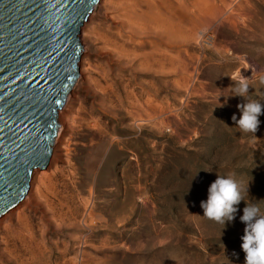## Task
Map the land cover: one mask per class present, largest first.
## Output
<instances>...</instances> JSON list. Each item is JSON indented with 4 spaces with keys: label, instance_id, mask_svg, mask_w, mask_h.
Here are the masks:
<instances>
[{
    "label": "rangeland",
    "instance_id": "rangeland-1",
    "mask_svg": "<svg viewBox=\"0 0 264 264\" xmlns=\"http://www.w3.org/2000/svg\"><path fill=\"white\" fill-rule=\"evenodd\" d=\"M104 1L88 15L65 151L52 150L67 155L4 214L0 264H244L245 201L225 225L201 201L219 175L248 185L245 200L264 210V115L256 133L239 129L246 100L231 78L247 77L248 99L264 103V0H206L185 22L186 58L167 47L185 61L172 71L154 65L149 29L177 1L134 0V21Z\"/></svg>",
    "mask_w": 264,
    "mask_h": 264
},
{
    "label": "water",
    "instance_id": "water-1",
    "mask_svg": "<svg viewBox=\"0 0 264 264\" xmlns=\"http://www.w3.org/2000/svg\"><path fill=\"white\" fill-rule=\"evenodd\" d=\"M97 0H0V214L48 165Z\"/></svg>",
    "mask_w": 264,
    "mask_h": 264
},
{
    "label": "clouds",
    "instance_id": "clouds-1",
    "mask_svg": "<svg viewBox=\"0 0 264 264\" xmlns=\"http://www.w3.org/2000/svg\"><path fill=\"white\" fill-rule=\"evenodd\" d=\"M234 81L232 89L234 95L245 98L246 103L238 104L241 116L237 120L235 114L232 120L242 132L256 133L261 123L259 117L264 115V103L259 100L248 99L249 80L241 75L231 77ZM264 83V77H261ZM207 199L201 201L203 216L219 224L233 221L237 212V205L243 200L246 206L240 216L245 224L244 234L241 237V248L245 253L244 264H264V210L258 203L245 200L248 185L245 186L231 177L217 175L207 190Z\"/></svg>",
    "mask_w": 264,
    "mask_h": 264
},
{
    "label": "bare ground",
    "instance_id": "bare-ground-1",
    "mask_svg": "<svg viewBox=\"0 0 264 264\" xmlns=\"http://www.w3.org/2000/svg\"><path fill=\"white\" fill-rule=\"evenodd\" d=\"M176 1H177L176 3L179 6L177 5L176 9L174 11L168 10L167 11L168 15H165V17L163 15L162 19L158 18L156 20V18H153L152 20L154 22V26L152 25L153 27H150V29H149L150 32L148 31V29L146 30L149 33H151L152 36L156 40L159 41L158 47H154V48L159 53L158 55H161L160 56L161 59H160V57H159L158 60H157V58L156 59H152L154 65L158 66L160 69L164 67L165 70H166V67H167V69L169 71L175 70V68L180 67L181 64H185V61L182 60L181 64H180V62L179 63L178 62L175 63V61L171 59V57H170L171 55L168 53L169 49H167V47L172 49L178 44L183 49L184 55H185V58H186V56L188 54V43L187 42H188V39H189V33L187 31L189 30V28L187 26H185V22H193V19H195V18H193V17H195L194 16L195 15V11L194 10H196V9L198 11V14L196 15V17L197 18H201V16H203V14H202L203 13L202 11H203V8H204L203 5L205 4L206 0H176ZM104 2H106V0ZM113 2H115V4H116V7H113V8H116V10H118L124 17L126 16L127 19L130 18L131 20L134 21V18L131 16L132 7H134V4H135L134 0H113L111 3H113ZM189 6H190V10H189ZM120 13L119 14L117 13V14L121 15ZM180 14L182 16H179ZM178 16H179V19H178ZM91 17H92L91 15L88 16L87 19L84 21L83 25L81 26L82 32H81V28H80L81 35L79 36V40L81 41L80 43H82L83 45H84V43H83V41H84L83 40L84 31H85V28L87 27L88 23L91 21ZM123 19H125V18H123ZM149 22L152 23V21H149ZM124 23L127 24V22H124ZM148 26H149V23H148ZM145 28H146V24H145ZM80 32H79V34H80ZM197 34H198V32H197ZM200 35H202V34H200ZM198 38H196V40ZM87 39H89V38H87ZM163 43H167V45L166 46L161 45ZM149 44H151V43H149ZM83 50H85V47H83ZM165 56H168V58H166ZM175 56H177V55H175ZM153 63H152V65H153ZM182 66H185V65H182ZM82 74L83 73L81 72L79 76H82ZM73 96H74V94L70 93L68 95L67 99L65 100L61 110H59L57 112V117H58V122H59V130H58V133H57V136H56V140H55V143H54V146H53L52 150H54L56 147H59V149L57 148V151H61V152L65 151V147L62 144L65 143V141L67 139L66 138L64 140V137H65L64 131H66L68 129L69 121H70L69 120L70 119L69 118V113H68V111H69V108H68L69 107L68 106L69 102H68V100L71 97H73ZM61 152L58 153V154H56V153H52L51 154V157H50V160H52L51 163H53V160H57L60 157H62V156L65 157L67 155L65 152L64 153H61ZM50 160H49V162H50ZM51 166H48V167L46 166V168L45 167L44 168L36 167V168H34L31 171L30 180H29V188L27 190L26 197L25 198L23 197L19 202H17L13 206L9 207L4 213H1L0 214V223L2 222L3 218L5 217V215H6V217H9V216L13 215L14 211L18 208L19 205H22L25 202H27V199L35 198L37 196L36 192H37V189H38V185H40L43 182L44 178L47 177V174H48L47 171L50 170ZM54 171H52L50 173H53ZM35 181H37V183H38V185H36V186L33 185V182H35Z\"/></svg>",
    "mask_w": 264,
    "mask_h": 264
}]
</instances>
